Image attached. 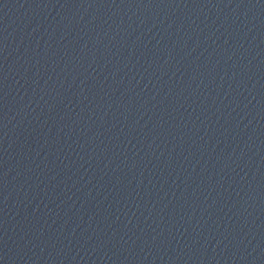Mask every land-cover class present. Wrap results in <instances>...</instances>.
Listing matches in <instances>:
<instances>
[{"label": "water", "instance_id": "obj_1", "mask_svg": "<svg viewBox=\"0 0 264 264\" xmlns=\"http://www.w3.org/2000/svg\"><path fill=\"white\" fill-rule=\"evenodd\" d=\"M264 237V0H0V264H244Z\"/></svg>", "mask_w": 264, "mask_h": 264}]
</instances>
